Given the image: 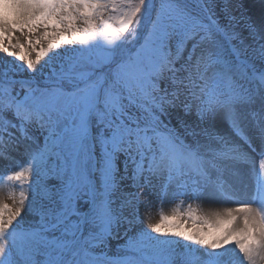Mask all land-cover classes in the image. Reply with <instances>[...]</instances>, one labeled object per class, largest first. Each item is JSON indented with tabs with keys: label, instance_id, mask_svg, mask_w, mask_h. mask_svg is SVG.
Masks as SVG:
<instances>
[{
	"label": "snow or ice",
	"instance_id": "snow-or-ice-1",
	"mask_svg": "<svg viewBox=\"0 0 264 264\" xmlns=\"http://www.w3.org/2000/svg\"><path fill=\"white\" fill-rule=\"evenodd\" d=\"M0 53V264H264V14L0 0Z\"/></svg>",
	"mask_w": 264,
	"mask_h": 264
},
{
	"label": "bare ground",
	"instance_id": "bare-ground-1",
	"mask_svg": "<svg viewBox=\"0 0 264 264\" xmlns=\"http://www.w3.org/2000/svg\"><path fill=\"white\" fill-rule=\"evenodd\" d=\"M243 4L245 6V10L249 14H251L254 18H256V19H259V17L262 14H264V0H247V1H244ZM194 117H195V113L193 112L192 115L190 117H188V118L192 119ZM172 122H176L175 117L173 118ZM220 124H221V130L222 131L228 129L227 120H224L223 118H220ZM7 163L8 162H0V167H4ZM8 190L9 189L7 187L0 188V201H3L4 203H7V204H9L11 206L12 205V200L7 198ZM14 190L15 191L19 190L18 185L15 186ZM175 203H176V201H174L172 199V197L169 196L167 198V201L163 204L164 213L165 214H170L171 209H172V207L174 206ZM189 204H192L194 207L195 206H199V208H200L202 213H208L211 210H218V209H221L223 207H235V204H232V203L222 204V203H211V202H207V201H204V200L192 201L191 199H184L183 208L186 209ZM181 222L184 223V230L187 231L189 229H193V225H192V222L190 220L187 221L186 223L184 221H181ZM196 227H201V225L197 224ZM205 231H207L206 228H205ZM172 239H175V238L172 237ZM227 247L234 248V245H228Z\"/></svg>",
	"mask_w": 264,
	"mask_h": 264
},
{
	"label": "rangeland",
	"instance_id": "rangeland-1",
	"mask_svg": "<svg viewBox=\"0 0 264 264\" xmlns=\"http://www.w3.org/2000/svg\"><path fill=\"white\" fill-rule=\"evenodd\" d=\"M247 1V0H242V2ZM245 8V6H244ZM43 29H40V31H42ZM17 35H19L17 33ZM3 54L0 53V56H2ZM11 59V58H8ZM182 113H180L181 115ZM176 122H173V125H175ZM16 156V158L18 160H22L23 156L20 153H16L14 154ZM153 199V204H152V208H151V212H150V216H151V220L152 222H156L158 220V212H157V208L159 207V205L157 203H155V197L152 198ZM149 215L148 212H146L145 206L141 205L139 210H138V216L140 219V223L136 224L131 231L128 232L127 236L121 235V237L119 239H109L108 242V248L106 249H101V248H95L93 249V252L96 254H99L101 251H104L107 253V255L109 256H116L118 253H122L123 251V246L127 243V240L129 237H134L136 236L138 230L140 228H146L147 227V216ZM121 233H123V228H121ZM156 235V234H153ZM163 238V237H161Z\"/></svg>",
	"mask_w": 264,
	"mask_h": 264
}]
</instances>
